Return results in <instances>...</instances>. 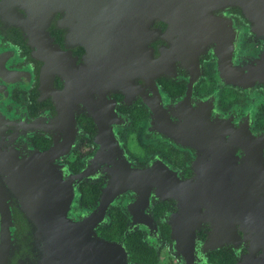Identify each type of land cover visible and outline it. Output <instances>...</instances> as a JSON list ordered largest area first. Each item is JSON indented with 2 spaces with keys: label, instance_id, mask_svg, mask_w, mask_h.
Wrapping results in <instances>:
<instances>
[{
  "label": "flooded vegetation",
  "instance_id": "1",
  "mask_svg": "<svg viewBox=\"0 0 264 264\" xmlns=\"http://www.w3.org/2000/svg\"><path fill=\"white\" fill-rule=\"evenodd\" d=\"M195 18L103 47L94 1L0 0L7 264L41 260L21 204L48 179L44 214L71 189L66 214L113 244L108 264H264L263 21L240 0Z\"/></svg>",
  "mask_w": 264,
  "mask_h": 264
},
{
  "label": "water",
  "instance_id": "2",
  "mask_svg": "<svg viewBox=\"0 0 264 264\" xmlns=\"http://www.w3.org/2000/svg\"><path fill=\"white\" fill-rule=\"evenodd\" d=\"M94 1L96 16L98 17L99 30L97 34V45L105 47V41L108 38V46L111 47L112 42H119L122 39L130 37L132 27H140L141 30L147 26L155 18L167 19L173 22H186L187 20H197L195 17L204 16L216 4L224 1L232 0H91ZM242 8L246 15H257L264 25V0H240ZM88 2V0H87ZM108 20V21H106ZM194 23V22H193ZM108 28H107V26ZM108 31V35H107ZM39 192L37 194L39 204L37 209H31L29 201L31 198L24 196L21 204V210L25 218L35 223L38 236V247L40 252V261L38 264H59L53 260L54 253L45 251L42 242V235L49 237L51 246H54L55 253L58 256L75 257L82 256L83 248L90 251L95 249L96 256L93 259L96 264H108V247L113 248V244L99 238L93 228H86L87 220L72 222L67 214V203L71 194V189L65 187L64 209L44 214V202H52V198L48 193L46 197L45 191H51L52 184L50 179L47 183H38ZM46 186V188H44ZM53 191V190H52ZM51 191V192H52ZM264 191V189H263ZM62 194V189H60ZM62 198V197H61ZM50 210V209H49ZM10 213L8 202L3 190L0 188V264H7L10 256L11 231H10ZM42 243V244H41ZM92 248H89V246ZM81 251V254H80ZM47 258V259H46ZM51 259V260H50Z\"/></svg>",
  "mask_w": 264,
  "mask_h": 264
}]
</instances>
